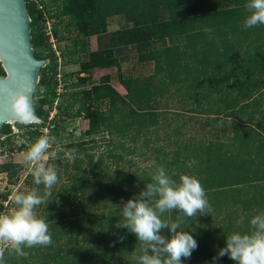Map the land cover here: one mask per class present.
<instances>
[{
  "label": "trees",
  "instance_id": "1",
  "mask_svg": "<svg viewBox=\"0 0 264 264\" xmlns=\"http://www.w3.org/2000/svg\"><path fill=\"white\" fill-rule=\"evenodd\" d=\"M36 1L41 6L37 7ZM25 2L30 17L31 45L39 50H33V54L47 59L39 70L32 95L34 112L41 115L36 93L50 86L51 97H66L64 104L54 106L50 130L58 133L65 119L78 115L88 124L76 140L58 144L66 152L75 150L73 160L62 152L57 159L48 161L55 165L58 176L61 165L60 174L66 177L57 190L61 203L49 204L46 208L40 206L42 211L37 213L49 224L54 259L58 264H136L133 254L139 245L134 236H128L123 243L119 241L126 230L115 227L122 220L115 204L121 198L135 195L143 184L149 183L156 166H163L169 175L177 178L181 172L189 170L184 169V162L193 157L197 167L192 176L205 189L212 211L205 215V218L211 217L210 223L205 219V223L195 226V218H185L183 227L190 231L199 246L184 264H212V257L223 246V234L227 236L241 230V216L245 218L246 227L251 215L264 212V25L243 27L247 15L243 5L247 0H60L55 14L48 13L47 1ZM161 6L166 8V19L158 18ZM44 8L47 15L43 14ZM117 14H122L130 25L110 31L105 46L90 51L88 37L105 31L106 17ZM52 15L58 17L65 32H74L69 44L71 55L64 62L78 65L77 70L62 76L64 80L73 74L75 81L59 93L54 91L55 55L43 33V20L51 23ZM63 16L67 18L62 22ZM50 30L59 41L62 35L55 23L50 24ZM119 45H132L137 62L152 63L149 74L118 80L123 94L109 83L106 74L88 83L95 69L115 65L112 49ZM173 91L181 92L193 104L182 110L205 115L200 127L211 128L213 132L208 133L217 137L192 146L182 140L179 147L180 126L174 123L172 131L176 138L168 141L174 147L164 150L162 146L150 145L147 133H154L160 125L168 126V119L171 121L166 117L168 108L160 101L162 95H171ZM47 104L50 108L51 103ZM75 105V112H71ZM219 117L223 121L215 126ZM37 125L44 126V118ZM9 131V124H2L0 136H8ZM104 131L108 137L106 146L112 147H106L103 154L96 150L95 137ZM39 136L40 131L29 130L27 143L15 149L27 147ZM137 136L142 139L138 146ZM55 137L58 138V134ZM84 138H89L90 144L82 141ZM156 140L157 136L153 142ZM0 142L6 145V150L12 149L6 138ZM136 147V155L151 148L148 152L153 159L149 167L138 173L137 168L125 170L122 167L125 163L129 166L130 160L124 157L135 153ZM188 149L193 151L192 155L187 154ZM20 167L18 163L4 162L0 164V172L14 184ZM21 182L28 190L34 186L28 173ZM7 195L5 191L0 197L5 200ZM179 215L182 214L176 211L170 214L173 220ZM72 221L82 222V225H73ZM64 224L71 225L74 234L70 231L66 234ZM93 228L95 233H90ZM45 247L51 248V244ZM38 250V247L25 249L26 258L5 253V264L17 261L18 264H35L33 258ZM219 264L235 262L224 257Z\"/></svg>",
  "mask_w": 264,
  "mask_h": 264
},
{
  "label": "clouds",
  "instance_id": "2",
  "mask_svg": "<svg viewBox=\"0 0 264 264\" xmlns=\"http://www.w3.org/2000/svg\"><path fill=\"white\" fill-rule=\"evenodd\" d=\"M243 7L247 13L243 22L245 29L264 25V0H247ZM8 102L16 122L31 123L34 101L29 103L25 92H15ZM55 145L56 137L49 134H42L27 144L24 160L34 186L30 190L14 191L9 197L10 207L0 211V264H5L6 252L26 258L25 249L52 243L49 224L36 211L40 206L61 203L59 191L53 190L59 182L57 169L48 161L57 159L62 152L71 161L75 152H66ZM115 205L122 217L115 227L126 230L119 241L123 243L128 236H134L139 245L133 254L136 264H184L190 260L199 245L183 227L185 218L197 220L212 211L205 189L195 176L179 174L173 178L163 166L155 167L150 182L143 184L135 195L121 198ZM174 211L182 215L173 220L170 214ZM166 214H169L167 219ZM239 224L241 230L223 234V246L212 257V264H219L224 257L235 264H264V212L251 215L246 227L241 216Z\"/></svg>",
  "mask_w": 264,
  "mask_h": 264
},
{
  "label": "rangeland",
  "instance_id": "3",
  "mask_svg": "<svg viewBox=\"0 0 264 264\" xmlns=\"http://www.w3.org/2000/svg\"><path fill=\"white\" fill-rule=\"evenodd\" d=\"M48 2V13L55 14L57 12V8L60 4V0H53V2H50L52 0H44ZM38 4V5H37ZM35 5L39 7L41 4L39 1H36ZM43 14L47 15V10L44 8ZM66 16L62 17V22L63 20H66ZM158 18L159 19H166L167 18V11L165 6H161L158 12ZM51 23H55L56 28L59 30L60 34L62 35L61 39L57 41V43H54V46L56 47L58 51V55L54 54L55 56V61L56 65L54 66V77L56 79V85L54 87V91L56 93L62 92L65 86H67L69 83L75 81V76L72 74L71 76H66L64 80H62V76L66 75L69 72H74L77 70V63H69V62H64L67 58L70 57V41L74 38V32L67 33L64 31L62 27V23L58 22V17L55 15H52L50 18ZM45 23V20H43ZM49 22V24H51ZM127 25H130V23H126L124 20V17L122 14H117V15H112L108 16L105 19V31L97 35V42L98 44L96 45V49L100 48L102 46H105L104 43H107L108 41V35L109 32L112 30L116 29H121ZM35 28V27H33ZM41 26L39 25V30ZM95 41V40H94ZM94 44V42H93ZM121 46V45H119ZM93 48L95 45L92 46ZM35 52H39L38 49L35 50ZM60 52V53H59ZM112 56H113V64L114 66L106 67L105 69H95L91 75V79L88 80V83L90 81H96L98 78L106 74L108 76V80L110 84L121 94L124 93V89L122 86L118 83V80L120 78H124L126 76H140V75H147L152 71V63L151 62H137L136 60V55L134 51L133 46H128V47H121L118 48L114 47L112 49ZM93 79V80H92ZM89 85V84H88ZM87 85V86H88ZM50 86L47 87H42L39 89V91L36 93V100H39L37 103L39 104L38 106L41 108V118H44V126L37 125L35 123H31V126H28L26 124H15V123H9V133L7 134L8 136H0V140L5 139L8 142V146H10L12 149L11 150H6L5 146L3 143L0 142V164L4 162H13V163H18L21 165L19 171L17 172V182L12 184L8 182V177L4 172H0V194L2 192L8 191V195L5 200H2L0 197V204L2 207L0 208V211H6L10 207V201L9 197L10 195L16 191L17 189L19 190H28V187L21 182L22 178L25 176L26 173L29 174L28 171V165L26 164L24 160V153L26 151V147L21 146L20 150L15 149L18 145L21 144H26L27 143V138H28V131L33 130L34 128L37 131H40V135L42 134H49L52 136H55V134H58V138H56L57 145L58 144H64L70 140H76L81 132L87 128V120L82 118L81 116H75L69 119H65V123L63 124V128L58 129V133H56L54 130H50V125L52 126V120L55 116V105L61 103L64 104L65 98L62 99L59 98V96H50ZM68 90V89H67ZM41 100V101H40ZM59 100H61L59 102ZM47 102L51 103V107H48ZM204 103V101H201ZM161 105L163 103L168 110L166 111L168 114H166L168 119L169 125L168 126H162L158 127L156 131L149 132L147 135L149 136V141L150 145H159L162 146L164 150H170V148L173 146V143H169L168 141L172 142V140H175L176 136L173 134L172 128L173 125H176L174 123H177V126H180L178 130L181 131V135L178 138L177 146L180 147V142L182 140H187L190 142L191 146L203 142L205 143L206 139H210L213 137H217L218 135H211L208 132H213V130L207 126L200 127V123L205 120V115L202 114H193V113H187V111H183V109H187L190 107H193V104L186 98H184L183 94L181 92H171V95L164 94L162 95V99L160 101ZM186 107V108H185ZM76 105L71 109V112H75ZM178 112V113H176ZM61 115V114H60ZM63 115H61L62 117ZM60 117V116H59ZM63 118V117H62ZM223 119L219 117L218 122H216L217 126L218 124H221ZM228 120H226L227 122ZM54 122L58 123V120H54ZM173 124V125H172ZM157 136L158 140L156 142H153V138ZM97 143H96V150L98 152H102L104 154L106 147H112L111 145L106 146V141L108 140L106 132H102L101 134L97 135L96 137ZM182 138V139H181ZM90 139L89 138H84L82 141H86L87 144ZM142 139L141 137L137 136L136 138V145L138 146L141 143ZM168 142V144H167ZM184 143V141H183ZM112 144V143H111ZM182 144V143H181ZM54 146V147H55ZM174 147V146H173ZM138 148L136 147L134 149L135 153L130 154L125 156V159L130 160L129 166L126 167V163L122 165V167L127 170V169H132V168H137L136 171L137 173L150 166V164L153 162V159L151 155H149V149L151 148H145V153L142 155H136ZM144 149V148H143ZM190 149V147H189ZM188 149L187 154L192 155L193 151H190ZM59 155V153H58ZM65 156V153H63ZM108 162V161H107ZM196 160L193 157H190L188 161L184 162V169L187 167L188 171L190 172H181L180 174H189V175H194L195 168L197 167L196 165ZM62 166L60 165L58 167L59 171V182L58 184L54 187V191H57L59 189L58 185L61 183H64L66 180V177L61 173L62 171ZM176 171V170H175ZM174 170L172 172H175ZM32 178V176L30 175ZM37 213L42 211V208L39 209V207L36 209ZM205 219L210 223L211 217L205 218V216H199L197 220H194L195 226H198L201 222L205 223ZM73 225L77 224L82 225V222L79 223L77 221H72ZM65 225V224H64ZM66 227V225H65ZM90 233H95V228H93ZM72 232L74 234L72 226H68L65 229V233L68 234V232ZM85 232V229L83 230ZM71 234V235H72ZM52 238V237H51ZM63 240V239H62ZM60 240L59 242H61ZM80 242H78L79 244ZM58 244V242H57ZM39 250L37 252V255L34 256L33 261H35V264H58L56 261L57 259H54V249L53 245L51 243V248L45 246H38ZM133 252V250H131ZM129 251V253H131ZM7 253V252H6ZM32 253V252H31ZM128 253V252H127ZM127 253L124 254V257L127 255ZM128 253V254H129ZM126 258V257H125ZM112 259H110V262ZM18 264V261L15 263ZM97 264V262H96ZM113 264V263H112Z\"/></svg>",
  "mask_w": 264,
  "mask_h": 264
},
{
  "label": "water",
  "instance_id": "4",
  "mask_svg": "<svg viewBox=\"0 0 264 264\" xmlns=\"http://www.w3.org/2000/svg\"><path fill=\"white\" fill-rule=\"evenodd\" d=\"M25 0H0V128L2 124L16 122L8 98L17 91L25 92L29 103L39 79V70L46 58L33 54L30 35V17ZM31 123L42 118L34 111Z\"/></svg>",
  "mask_w": 264,
  "mask_h": 264
},
{
  "label": "built area",
  "instance_id": "5",
  "mask_svg": "<svg viewBox=\"0 0 264 264\" xmlns=\"http://www.w3.org/2000/svg\"><path fill=\"white\" fill-rule=\"evenodd\" d=\"M43 33L47 37V41L49 43L50 49L54 52V54L58 55V51H57L56 47L54 46V43L55 42L57 43V41L55 40V38H54V36L50 30V24H49L48 20H45Z\"/></svg>",
  "mask_w": 264,
  "mask_h": 264
},
{
  "label": "crops",
  "instance_id": "6",
  "mask_svg": "<svg viewBox=\"0 0 264 264\" xmlns=\"http://www.w3.org/2000/svg\"><path fill=\"white\" fill-rule=\"evenodd\" d=\"M95 40V41H94ZM94 42V44H93ZM98 44L97 42V36L96 35H90L88 37V48L90 51H93V50H96V45ZM95 45V47L93 48L92 46ZM128 46H132V45H122V46H118V48H121V47H128ZM102 69V68H101ZM105 69V68H104ZM110 83V82H109Z\"/></svg>",
  "mask_w": 264,
  "mask_h": 264
}]
</instances>
